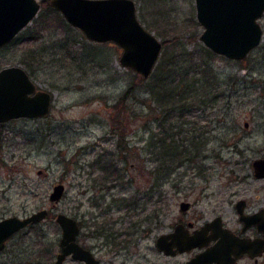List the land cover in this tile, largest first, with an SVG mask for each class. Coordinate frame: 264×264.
<instances>
[{
  "label": "rangeland",
  "instance_id": "obj_1",
  "mask_svg": "<svg viewBox=\"0 0 264 264\" xmlns=\"http://www.w3.org/2000/svg\"><path fill=\"white\" fill-rule=\"evenodd\" d=\"M135 2L141 22L163 42L150 78L121 66L119 45L89 40L51 6L0 48V70L20 65L53 96L44 116L0 122V218L50 212L14 236L0 264H45V245L53 263L58 213L82 222L83 244L101 264H175L185 255L161 253L155 241L184 217L182 200L193 203L184 218L221 215L235 227L238 198L264 208V179L252 170L264 155V35L244 59L208 55L195 0ZM260 23L264 29V15ZM179 90H199L202 98L181 103ZM101 157L111 159L110 182L100 179ZM59 183L66 192L53 203Z\"/></svg>",
  "mask_w": 264,
  "mask_h": 264
},
{
  "label": "water",
  "instance_id": "obj_2",
  "mask_svg": "<svg viewBox=\"0 0 264 264\" xmlns=\"http://www.w3.org/2000/svg\"><path fill=\"white\" fill-rule=\"evenodd\" d=\"M49 4L89 40L119 45L123 49L120 57L122 67L138 72L145 79L152 75L162 54L163 42L139 19L135 0H49ZM195 5L197 20L203 26L199 40L212 52L241 60L261 44L264 29L260 18L264 15V0H195ZM40 9L39 0H0V48L29 25ZM52 102V93L39 88L22 66H6L0 70V122L44 116L50 112ZM253 167L256 177H264V158L255 159ZM65 192L63 183L56 184L49 200L58 203ZM240 204V219L246 222L254 219L264 235V210L246 217ZM189 207V202L180 203L181 212ZM48 213L49 210L43 208L26 217L10 216L0 220V249L13 233L28 224L39 223ZM56 221L62 228L61 251L52 264H64L69 255L86 264L100 263L91 250L77 242L80 232L77 219L58 213ZM228 230H223L215 247L183 264H208L212 261L235 264L230 257L232 252L237 256L244 252L253 256L264 252V238H239ZM198 238L202 235H188L177 225L174 231L157 238L156 247L167 255H174L201 245Z\"/></svg>",
  "mask_w": 264,
  "mask_h": 264
},
{
  "label": "flooded vegetation",
  "instance_id": "obj_3",
  "mask_svg": "<svg viewBox=\"0 0 264 264\" xmlns=\"http://www.w3.org/2000/svg\"><path fill=\"white\" fill-rule=\"evenodd\" d=\"M261 158H264V155L258 156L256 158H254V160L255 159H261ZM254 160L252 161V170H253L254 177L256 179H264V177L258 178V177L255 176V170H254V167H253ZM182 201H186V202L190 203V207L186 211L182 212V214H184V217H185V216H187V214L190 211V209L193 207V203L188 201V200H182ZM239 201L241 202V204H240ZM238 203L240 204V207L242 208L243 216H246V217L247 216H252L255 213L260 212L261 210H264V208H261V209H258V210L249 209V207H248L249 206V200L247 198H244V197L238 198L235 201V204H234V210L236 211V213L238 215V222H239L238 227H235L233 225H230V223H227L225 221V219L223 218V216H221V215L213 216L212 218L204 220L201 223H197L196 221L192 220L190 217L184 218L182 216H179V218L177 219L176 223L174 224L172 230H170V231H168L166 233L174 231L175 227L177 225H180V227L188 235H194L196 233L202 235V238H198V243H201V245H197V246L191 248L188 251L178 252V253H176L174 255H168V256L177 257V256H180V255H185V259L184 260L175 263V264H183V263L191 260L196 255H198V254H200V253H202V252H204L206 250H209V249H212L213 247H215V245L219 242V240L221 238L220 236L223 233V230H228V229H229L228 231H230L231 233H233L235 236H237L239 238H247V239H256V238H261V237L264 238L263 233L261 231H259L258 223L255 222L254 219L253 220L250 219L247 222L240 219V214L238 212V205H239ZM49 214H50V212L48 213V215ZM29 215H26V216H29ZM12 216H18V215H12ZM26 216H23V217H26ZM7 217H10V216H7ZM157 217L158 216L156 215L155 218H157ZM4 218H6V217L0 218V220H2ZM110 219H108V220L110 221ZM158 220L159 219H157L156 222H158ZM217 220H218V222H217ZM39 223H41V221ZM39 223L28 224L25 228L31 227V226H36ZM78 224H79V227H80V232H79V234L77 236V242L81 246H83L84 248H87V249H89V250H91L93 252V250L90 247H88L87 245L83 244V241L81 239L82 234H83L82 229H81V227H83L82 226V222L78 221ZM109 224L110 223H108V224L105 223V229L106 230L111 229L109 227ZM25 228H23V229H25ZM23 229L13 233L5 241L4 247L2 249H0V253H2L4 250L7 249L9 243L12 241V239H14V236L19 234ZM141 230H142V228L140 229V231ZM166 233H161V234H166ZM110 237H111V232H110ZM156 241H157V239H156ZM156 241H155V246H156ZM174 248L176 249L177 247L175 246ZM157 250H158V248H157ZM159 252L164 253L162 251H159ZM49 254H50L49 253V248H48L47 245H45L44 248L41 251V255H42L41 257L44 259L43 262L45 264H47L46 262L49 261V259H50V255ZM93 254L95 255V257L97 259H99L94 252H93ZM263 256H264V252L261 255H255V256H253L249 252H244V253L240 254L239 256H237L235 253L232 252L231 255H230L231 259H233L235 264H263L262 263V257ZM68 258L73 259L72 256H68L67 259ZM75 261H77V262H79L81 264H86L85 262H82V261H78V260H75ZM99 261H100L99 264H101V260L100 259H99ZM112 264H115V263H112ZM208 264H219V263H217L216 261H212L211 263H208Z\"/></svg>",
  "mask_w": 264,
  "mask_h": 264
},
{
  "label": "trees",
  "instance_id": "obj_4",
  "mask_svg": "<svg viewBox=\"0 0 264 264\" xmlns=\"http://www.w3.org/2000/svg\"><path fill=\"white\" fill-rule=\"evenodd\" d=\"M49 1L48 0H44V1H42L41 2V9H40V11L41 10H45V9H47V8H49ZM54 9V8H53ZM205 53L206 54H208V55H212V51H210V49H207V50H205ZM172 61H174V60H172ZM205 70H206V68H205ZM202 72V69H199V71L198 72ZM155 70H154V72L152 73V75L151 76H153L154 74H155ZM200 72V73H201ZM206 71H205V75H206ZM186 74H187V72H186ZM150 76V77H151ZM149 77V78H150ZM200 79H197V80H195V81H199ZM194 83V82H193ZM190 85V87L192 86V83L191 84H189ZM133 88H130V89H128V90H126V92L124 93V95L121 97V99L119 100V103L120 104H122L121 102H123V100H125V98L127 97V96H129L130 94H132L135 90H132ZM187 91V92H186ZM199 90H179L178 91V94L180 95V96H183V98H181V100H180V102L181 103H185V101H187L188 99H190V101H194V100H197V99H201L202 97H200L198 94H199V92H198ZM164 96H166L167 98H168V96H170L171 94H172V92H170V90H164L163 92H161ZM205 102V100H201V103H204ZM185 104H187V102L185 103ZM185 104H183L182 106H186ZM180 108V107H179ZM181 110H183L182 108H180ZM187 111L189 110V109H186ZM174 149H173V147H172V154H173V151ZM170 153V152H169ZM97 163H98V169L100 170V172H101V174L102 175H100V179H103V182H105V181H107V182H110L111 181V179H110V175H111V159L109 158V157H101L99 160H97ZM100 181V180H99ZM102 182V181H101ZM99 227L100 228H105V223H103V224H101V225H99Z\"/></svg>",
  "mask_w": 264,
  "mask_h": 264
},
{
  "label": "bare ground",
  "instance_id": "obj_5",
  "mask_svg": "<svg viewBox=\"0 0 264 264\" xmlns=\"http://www.w3.org/2000/svg\"><path fill=\"white\" fill-rule=\"evenodd\" d=\"M96 43H97V42H96ZM122 52H123V51H122ZM27 118H28V117H27ZM10 120H11V119H10ZM35 224H36V223H35ZM61 229H62V228H61ZM159 236H160V235H159ZM159 236H158V237H159ZM60 251H61V247H60ZM69 256H72V255H69ZM72 258H73V257H72ZM55 260H56V259H55Z\"/></svg>",
  "mask_w": 264,
  "mask_h": 264
}]
</instances>
